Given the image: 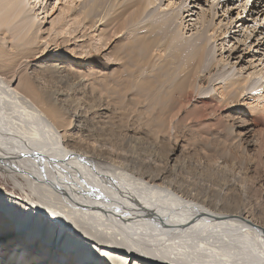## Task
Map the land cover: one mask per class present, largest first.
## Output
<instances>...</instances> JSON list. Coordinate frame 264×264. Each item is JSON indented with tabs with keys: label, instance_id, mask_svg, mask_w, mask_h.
Listing matches in <instances>:
<instances>
[{
	"label": "rangeland",
	"instance_id": "374dc122",
	"mask_svg": "<svg viewBox=\"0 0 264 264\" xmlns=\"http://www.w3.org/2000/svg\"><path fill=\"white\" fill-rule=\"evenodd\" d=\"M9 1L0 10L5 12L1 25L5 33L0 35H6L5 52L0 53L6 66L0 70L5 75L9 71L7 76L15 73L11 75V87L18 85L20 76L33 81L44 100L58 110L52 121L70 145L92 150L111 161L112 167L134 173L148 183L152 175L163 172L164 184L176 185L177 196H187L182 199L189 202L194 214L214 209L209 226L237 223L231 219L236 217L237 207L264 208V147L257 149L259 126L252 121L253 117L264 118L263 46L255 51L258 46H248L255 37L244 42L242 36L256 30L260 36L264 34V0H155L150 6L147 12L152 14L168 15L177 10L183 16L187 11L193 13L183 19L186 22L177 31L181 38L197 40L203 33L199 22L204 19L215 28L214 33L210 30L206 34L210 52L207 62L213 67L202 70L203 79H197L190 99H183L175 91L174 96L183 105L171 110L177 112L172 118L168 117L172 114L166 116V100L152 99V89H142L136 81L126 79L125 64L131 61L129 41L122 33L111 32L108 25L98 22L89 26L83 10L90 0ZM255 7L261 12L257 14ZM175 21L179 26L180 20ZM230 21L231 31L217 35ZM155 53L154 59L158 58ZM65 60L71 63L66 71L51 67L53 61ZM237 78L239 82L231 84ZM226 92L231 97H225ZM200 95L210 100L201 102ZM156 110L165 116L163 122L152 120ZM23 186L0 172L3 194L26 201L33 191ZM49 194L33 193V199L58 215L56 209L61 203ZM168 200L164 202L174 205L176 211L178 204ZM68 216L78 218L74 213ZM7 232L0 231V264H8L14 257L16 264L41 260L39 253L18 244L8 247ZM187 259L186 264H190L192 260ZM214 261L210 255L195 257V264Z\"/></svg>",
	"mask_w": 264,
	"mask_h": 264
},
{
	"label": "bare ground",
	"instance_id": "6f19581e",
	"mask_svg": "<svg viewBox=\"0 0 264 264\" xmlns=\"http://www.w3.org/2000/svg\"><path fill=\"white\" fill-rule=\"evenodd\" d=\"M154 1L90 0L83 13L89 26H96L97 22L108 25L111 32H120L129 41L127 54L131 62L125 64V75L129 77L126 79L136 81L142 89H152V99L166 100V116L172 114L168 116L172 118L177 112L171 110L183 105L174 96L175 91L183 99H190L197 79H203L202 70L213 67L212 62H207L210 52L206 34L210 30L214 33L215 28L204 19L199 22L203 33L197 40L181 38L179 27L193 13L185 9L187 14L183 16L178 7L168 15L148 13ZM9 3L0 0V10ZM106 5L107 9H103ZM224 5L227 6L226 1ZM254 9L257 14L261 12ZM3 16L5 12L1 11V35L5 33L1 29ZM176 19L180 20L179 26H175ZM231 25L232 21L217 35L224 36L231 31ZM256 32L242 35L243 40L255 37L248 46H258L255 51L263 46L264 55V34ZM1 35L0 53L5 52L6 37ZM154 52L158 53L156 59ZM53 62L51 67L58 72L71 66L66 60ZM5 63L0 59V69ZM5 73L0 70V172L21 187L26 184L35 195L47 191L48 196L57 197L61 203L57 215L48 211L46 204L33 199V193L23 201L0 191V231L9 230L5 235L10 237L8 247L18 244L40 254L41 260L30 264H186V257L192 260L190 264H195V257L203 255H210L215 260L213 264H264V208L237 207L236 217L231 218L237 223L209 226L214 209L194 214L189 202L182 199L187 196H177L176 185L164 184L163 172L152 175L148 183L134 173L112 167L111 161L92 150L70 145L52 121L58 112L54 104L45 101L42 92L26 77L20 76L18 85L11 87V75L15 73ZM238 79L231 80V84ZM224 96L231 97L227 92ZM198 98L201 102L210 100L205 95ZM152 117L160 122L165 118L157 110ZM252 121L259 126L256 144L261 149L264 118L253 117ZM168 198L178 204L176 211L174 205L164 202ZM69 213L80 220L68 216ZM16 258L8 264H16Z\"/></svg>",
	"mask_w": 264,
	"mask_h": 264
}]
</instances>
